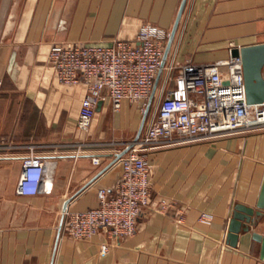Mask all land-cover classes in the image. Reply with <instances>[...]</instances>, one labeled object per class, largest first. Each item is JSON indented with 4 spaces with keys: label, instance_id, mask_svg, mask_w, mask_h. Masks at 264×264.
<instances>
[{
    "label": "crops",
    "instance_id": "0c3cea01",
    "mask_svg": "<svg viewBox=\"0 0 264 264\" xmlns=\"http://www.w3.org/2000/svg\"><path fill=\"white\" fill-rule=\"evenodd\" d=\"M179 3L0 0V264H264L260 242L251 237L252 230L264 234V213L239 231L234 246L225 239L234 204L255 207L264 176V129L148 150L152 202L135 231L106 253L99 251L101 233L76 239L63 229L65 199L75 210L97 206V188L111 190L121 176L120 149L102 153L90 142L133 138L142 112L127 100L114 111L106 97L88 130L77 128L85 84L56 80L47 62L50 44H110L133 38L144 22L170 30ZM255 42H264V0H185L165 61L173 56L179 63H208L226 57L229 46ZM163 74L161 69L154 91ZM30 143L52 161L49 190L18 194ZM160 196L173 201L168 213L155 211ZM201 210L212 213L209 224L197 219Z\"/></svg>",
    "mask_w": 264,
    "mask_h": 264
},
{
    "label": "built area",
    "instance_id": "2783aa9c",
    "mask_svg": "<svg viewBox=\"0 0 264 264\" xmlns=\"http://www.w3.org/2000/svg\"><path fill=\"white\" fill-rule=\"evenodd\" d=\"M169 31L144 22L133 38H117L110 44H50L47 62L56 80L65 85L85 84L77 128L88 130L98 101L106 97L114 111L124 100L137 104L141 112L150 105L153 80ZM231 47L226 57L208 63H179L173 56L164 61L156 105L148 113L142 133L136 140L125 142L124 146L131 144L118 158L120 178L111 190L97 188V206L75 210L66 204L62 208V225L68 235L78 239L101 233L99 251L103 254L135 231L137 218L152 202L148 150L264 129V100L246 101L241 56L231 54ZM27 147L16 193L46 192L52 161L38 154L36 145ZM91 160L98 163V155H92ZM172 206L173 201L166 197L155 201V211L160 213H168ZM212 217L206 210L197 215L206 224ZM181 218L182 212L177 211L176 221Z\"/></svg>",
    "mask_w": 264,
    "mask_h": 264
},
{
    "label": "water",
    "instance_id": "95a60500",
    "mask_svg": "<svg viewBox=\"0 0 264 264\" xmlns=\"http://www.w3.org/2000/svg\"><path fill=\"white\" fill-rule=\"evenodd\" d=\"M184 4H185V0H180L173 24L170 28L169 35L167 37L164 46L160 68L158 69L153 80L150 98L153 94L161 67L164 64L166 55L170 48L172 38L174 36ZM230 53L233 55L239 53L241 56L246 101L248 102L263 101L264 77L262 75V67L264 66V42H255L250 44H243L240 46H232L230 49ZM148 109H149V103L146 105V107L142 112V117L138 129L136 131L135 136L132 138L133 141L136 140L140 134ZM130 144L131 143L125 145L118 152H116L115 158H119L128 149ZM68 200L69 199L64 200L62 208L66 206ZM263 213H264V176L260 185L255 207L248 206L240 202H236L234 204L231 211V215L229 216L227 223V231L225 235L226 242L234 246L236 244L239 231L248 230L250 228V224L255 222L256 219L262 216ZM251 237L260 242L259 256L261 258H264V234L257 230H252Z\"/></svg>",
    "mask_w": 264,
    "mask_h": 264
},
{
    "label": "rangeland",
    "instance_id": "374dc122",
    "mask_svg": "<svg viewBox=\"0 0 264 264\" xmlns=\"http://www.w3.org/2000/svg\"><path fill=\"white\" fill-rule=\"evenodd\" d=\"M158 88L155 89V91L153 92L152 96H151V102L149 105V109L147 112V115L149 112H151L157 102V98H158ZM146 115V116H147ZM132 138V137H131ZM131 138H127V139H121V138H115V137H102L99 138L98 140L94 139L93 141L90 142L91 146H96L100 148V152H108V151H118L119 149L123 148L124 144L126 141L130 140Z\"/></svg>",
    "mask_w": 264,
    "mask_h": 264
}]
</instances>
